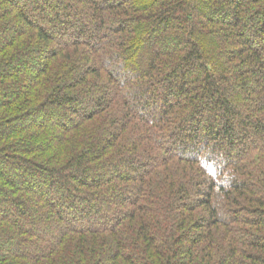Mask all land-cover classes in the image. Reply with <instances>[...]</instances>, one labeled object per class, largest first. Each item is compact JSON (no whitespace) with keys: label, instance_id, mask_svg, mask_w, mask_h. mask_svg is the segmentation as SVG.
<instances>
[{"label":"trees","instance_id":"trees-1","mask_svg":"<svg viewBox=\"0 0 264 264\" xmlns=\"http://www.w3.org/2000/svg\"><path fill=\"white\" fill-rule=\"evenodd\" d=\"M0 264H264V0H0Z\"/></svg>","mask_w":264,"mask_h":264},{"label":"clouds","instance_id":"clouds-1","mask_svg":"<svg viewBox=\"0 0 264 264\" xmlns=\"http://www.w3.org/2000/svg\"><path fill=\"white\" fill-rule=\"evenodd\" d=\"M224 187L227 188L228 187V184H225Z\"/></svg>","mask_w":264,"mask_h":264}]
</instances>
